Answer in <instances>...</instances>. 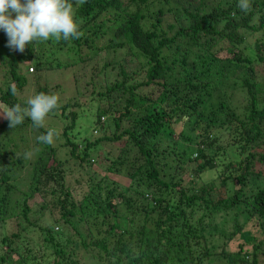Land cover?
<instances>
[{
  "label": "trees",
  "instance_id": "obj_1",
  "mask_svg": "<svg viewBox=\"0 0 264 264\" xmlns=\"http://www.w3.org/2000/svg\"><path fill=\"white\" fill-rule=\"evenodd\" d=\"M70 2L78 39L50 37L19 52L0 30L1 104L26 106L21 92L32 83L34 97L58 98L47 115L67 121L65 144L46 145L38 137L53 129L30 118L12 128L0 111V227L18 220L0 235V264H264V0H250L247 13L239 0ZM70 66L91 91L85 104L81 91L64 100L46 82ZM152 85L159 92L143 93ZM238 86L248 95L242 114ZM81 113L98 137H70ZM71 157L83 169L94 170L93 157L105 163L80 201ZM189 166L191 186L182 176ZM207 173L217 176L196 187ZM26 231L35 241L24 242Z\"/></svg>",
  "mask_w": 264,
  "mask_h": 264
},
{
  "label": "clouds",
  "instance_id": "obj_2",
  "mask_svg": "<svg viewBox=\"0 0 264 264\" xmlns=\"http://www.w3.org/2000/svg\"><path fill=\"white\" fill-rule=\"evenodd\" d=\"M85 3L86 0H76ZM237 7L247 13L251 10L250 0H239ZM81 21L75 18L70 0H0V30L8 36L7 46L13 51L24 52L26 46L46 42L50 37L65 41L84 35L79 30ZM11 91L16 93L15 85ZM58 98L40 93L26 101V106L14 104L4 113L9 126L15 128L30 118L36 128L43 127L47 114L57 107ZM41 144H53V132L38 137ZM25 152L26 159L31 158Z\"/></svg>",
  "mask_w": 264,
  "mask_h": 264
},
{
  "label": "rangeland",
  "instance_id": "obj_3",
  "mask_svg": "<svg viewBox=\"0 0 264 264\" xmlns=\"http://www.w3.org/2000/svg\"><path fill=\"white\" fill-rule=\"evenodd\" d=\"M256 24L259 22L257 20L254 21ZM260 33H256L255 36L251 39L252 42H250V44L253 43V41L256 39L257 36H259ZM124 53H122L121 51H119L117 54H110V58L115 59L116 55H120L122 56ZM223 55V53H221ZM33 65H28L27 68H25V71H29V72H34L33 71ZM76 70V69H75ZM117 75L116 71L112 72V75L114 76ZM261 75V74H260ZM259 75V76H260ZM259 80H261V76L258 77ZM48 80L46 81L48 83L49 86H60V94L61 97L63 96L64 100L72 97V96H77L80 95V91H81V95L78 96L80 99L81 104H85L87 101H89L88 96H90V92L91 91H86L85 87H84V82L82 81V79L80 78L79 80L76 79V76L74 75L73 69L72 67H68L67 69H64L62 71H50L48 74ZM155 91V92H159L158 87L152 85V86H148L145 87L143 89V93H149L151 91ZM235 100L238 103V113L242 114L244 111V106L245 104L248 102L247 101V93L246 91L241 88L240 86H238L235 89ZM22 96H25L29 99L34 98V85L32 83H29V86H27L23 92H21ZM85 95V96H84ZM75 98V97H74ZM74 98L72 99V101H74ZM245 98V100H244ZM87 110L89 109V107L86 108ZM78 110H80V108H78ZM0 111L2 113H6L7 111H9L8 108H6L3 104H1L0 102ZM0 112V115H1ZM88 114H84L81 113V118L78 121V125L77 128L73 131V133H70V137L74 138L76 141L78 142H83L86 136H89V134L91 133V131H93V133H91L90 138H95L98 137L100 132L98 133V131L93 130V128L91 127L93 125V121L90 120L88 118ZM44 126L47 129H53V144L54 145H60V144H65V138L62 136L63 134V130L67 124V121L62 120L60 117H58L57 115H46V117L44 118L43 121ZM183 124L184 121H181L179 123L176 124V126H174L176 134H179L182 129H183ZM83 129V130H82ZM187 129H189V126L187 127ZM221 130V129H220ZM76 137H75V136ZM219 139L220 142L225 145V146H229L233 143V135L231 134V131H229L226 128H223L219 134ZM104 149L108 148V146L104 145L103 146ZM106 151V150H104ZM68 152V149L66 148V151H62V155L65 156V153ZM101 152V151H100ZM63 156V157H64ZM100 156V155H99ZM101 157V156H100ZM94 160H91V164H93V169H83L80 167L78 160L74 159V158H70L69 161V171L71 172L70 176L68 177L69 183L71 184L72 190H73V195L75 196V199L77 201L82 200L83 194L84 192L87 190V182L89 179V175L92 174L95 170H98L96 172V174L98 176H101V172L104 170L105 171V163L104 164H100L97 157H93ZM100 160V159H99ZM86 167V166H85ZM191 167H188V171H186L182 176L184 179V183L186 185L191 186L190 184V180H192L194 177L190 172ZM27 173L28 171H22L20 170V173H18L17 178L23 182L22 184H24L27 180ZM110 176H112V179L117 180V181H121L125 184H128L129 180L128 178H126V176L123 175H116V174H110ZM216 173H207L205 175H203L201 178H197L196 182L198 184H196V187L204 184V183H208L209 180L216 178ZM218 183V182H217ZM26 186V185H25ZM25 189L24 187H21V190ZM43 198L42 197H37L35 199H33L32 201V206L36 209L40 206V204L42 203ZM17 221H13L10 220V224L7 226V228L5 229L4 227H0V235L4 234L3 232L9 233L11 232L15 226ZM44 223L45 224H49L50 223V219L48 218V216L45 217L44 219ZM34 234L33 232H25L23 235V238H25L24 242H32L35 241L33 240L34 238ZM4 250V249H3ZM6 250V249H5Z\"/></svg>",
  "mask_w": 264,
  "mask_h": 264
}]
</instances>
